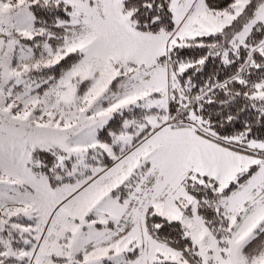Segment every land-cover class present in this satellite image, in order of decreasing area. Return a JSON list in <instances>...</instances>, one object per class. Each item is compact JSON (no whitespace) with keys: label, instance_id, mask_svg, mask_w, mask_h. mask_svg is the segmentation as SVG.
Segmentation results:
<instances>
[{"label":"snow or ice","instance_id":"obj_1","mask_svg":"<svg viewBox=\"0 0 264 264\" xmlns=\"http://www.w3.org/2000/svg\"><path fill=\"white\" fill-rule=\"evenodd\" d=\"M0 264H264V0H0Z\"/></svg>","mask_w":264,"mask_h":264}]
</instances>
